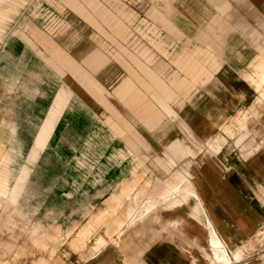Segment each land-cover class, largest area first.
<instances>
[{
    "label": "crops",
    "instance_id": "0c3cea01",
    "mask_svg": "<svg viewBox=\"0 0 264 264\" xmlns=\"http://www.w3.org/2000/svg\"><path fill=\"white\" fill-rule=\"evenodd\" d=\"M12 9L0 44V135L11 137L0 140L17 157L0 164L25 168L43 225H84L111 201L119 211L90 255L68 264H212L217 241L232 254L258 234L264 138L231 139L243 115L264 134V0H16ZM24 37L63 50L66 78ZM236 129L239 141L245 123ZM187 184L192 196L134 221ZM134 186L151 187L145 200ZM15 194L16 185L10 202Z\"/></svg>",
    "mask_w": 264,
    "mask_h": 264
},
{
    "label": "rangeland",
    "instance_id": "374dc122",
    "mask_svg": "<svg viewBox=\"0 0 264 264\" xmlns=\"http://www.w3.org/2000/svg\"><path fill=\"white\" fill-rule=\"evenodd\" d=\"M16 0H0V25L2 31L0 33V44L2 42L3 36L5 35L6 29L10 26V21H12L13 16L9 14L7 10L12 3ZM168 2L170 0H167ZM154 10V7H151V11ZM4 16L1 18V16ZM27 39L26 37H24ZM38 45H42L44 53L42 54L45 60L64 78H66V65L59 63L58 61H67V55L60 51V48H57L56 51H50L49 40L46 37L42 38H33ZM33 39H27L29 42ZM32 44V43H31ZM49 44V45H48ZM33 47H37L33 45ZM60 50V51H59ZM59 56L58 60L57 57ZM75 73V72H72ZM264 108V105H262ZM259 114V113H258ZM245 123V135L237 141V125L243 126ZM255 118L249 115H243L240 119H236V125L233 130H235V135L231 141L235 144L246 141H255L258 138H264L263 133H257L255 126ZM236 127V128H235ZM40 134V133H39ZM38 134V136H39ZM37 136V138H38ZM0 137H8V143H10L9 138L11 136L0 135ZM192 140L190 139V142ZM37 144V139H36ZM38 145V144H37ZM40 146V145H38ZM213 150L217 152L220 148L216 145L212 146ZM15 150H7L4 148V141L0 140V156L2 161L0 163L14 161L17 157ZM10 158V159H9ZM0 164V172L2 178H8V181L5 182V187L3 190L7 191L5 196L4 192L0 193V264H37L42 262V264H68V260H71L72 257H79L83 259L84 257L90 255V247L93 245L94 239L98 236H106L105 229L108 222L119 213L117 209L110 207L105 210L104 213L98 215L93 219H89L84 225H78L72 229H62L56 224H41L36 217V210L39 204L42 202V199L38 198L37 187L32 182H27L26 179V170L24 167L18 165L5 166ZM7 172V174H6ZM188 177L191 174V168L188 171ZM16 185V194L14 195L13 201L8 200V193L12 186ZM137 185V183H136ZM142 187H136L129 191L130 195L139 194L141 200H145L147 193L150 191L151 187L147 189L140 190ZM140 191H139V190ZM153 193H158L161 190H165L160 184H157L154 188L151 189ZM190 186L187 184L185 187L176 188L171 193V188H167L168 197L164 199L160 198L159 195L154 197L157 200H152L143 207L141 212L138 214V220L144 215L148 214L151 210L156 208L159 205L165 206H174L186 199L189 196H192ZM46 193V192H45ZM179 195L180 198H176ZM42 197V196H40ZM122 202H125L124 197H118ZM162 199V200H161ZM130 201H134L133 199ZM91 224L90 230L87 235L82 239L80 243H71L72 239L83 230L84 226ZM112 236V234H111ZM108 238L111 240L112 237ZM115 236V235H114ZM264 248V236L259 234L249 238L241 247H236L238 250L237 257L233 256V253L230 254L226 248L227 257L226 259H219V252L213 250L214 261L212 264H231L232 262L238 261L241 258L240 262L246 261L247 264H255L257 257L262 253L261 249ZM238 264V263H236Z\"/></svg>",
    "mask_w": 264,
    "mask_h": 264
},
{
    "label": "bare ground",
    "instance_id": "6f19581e",
    "mask_svg": "<svg viewBox=\"0 0 264 264\" xmlns=\"http://www.w3.org/2000/svg\"><path fill=\"white\" fill-rule=\"evenodd\" d=\"M207 233H214V232H207ZM115 234H120V233H115ZM77 235H84V234H77ZM215 249L220 254L219 259H226L227 252L223 251V249L221 248V245H220V243L218 241L215 244ZM237 254H238V252L233 253V256L237 257Z\"/></svg>",
    "mask_w": 264,
    "mask_h": 264
},
{
    "label": "built area",
    "instance_id": "2783aa9c",
    "mask_svg": "<svg viewBox=\"0 0 264 264\" xmlns=\"http://www.w3.org/2000/svg\"><path fill=\"white\" fill-rule=\"evenodd\" d=\"M258 234L264 236V224L260 227Z\"/></svg>",
    "mask_w": 264,
    "mask_h": 264
}]
</instances>
